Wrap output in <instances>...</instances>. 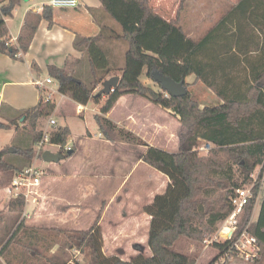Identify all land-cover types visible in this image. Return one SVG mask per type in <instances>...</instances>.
I'll list each match as a JSON object with an SVG mask.
<instances>
[{
	"label": "trees",
	"instance_id": "1",
	"mask_svg": "<svg viewBox=\"0 0 264 264\" xmlns=\"http://www.w3.org/2000/svg\"><path fill=\"white\" fill-rule=\"evenodd\" d=\"M101 10L115 22L119 29L102 27L95 37L76 36L74 49L81 53L80 61L86 59L91 76L89 82L77 77L79 73L54 66L47 68L50 79L57 84L60 95L74 103L85 106L98 103L102 96L95 90L111 76V58L104 47L117 42L126 45L123 55L124 67L117 86L108 96L100 114L93 116L102 139L110 143H126L143 146L146 151L139 160L168 179L162 194L156 195L144 207L150 217L147 246L150 256L137 255L129 261L102 252L99 227L102 208L91 226L86 230L63 231L70 249L86 253L85 264H196V258L174 250L180 239L201 242L205 235H212L216 225L225 220L232 211L231 198L235 192L252 184L253 172L261 167L253 187V199L244 206L237 229L228 241L214 242L219 256L232 247L239 234L247 228L258 245V256L252 264H264V200L261 202L257 220L251 221L257 197L261 190L264 171V0H237L217 23L201 38L188 37L176 17L166 20L157 14L150 0H98ZM21 0L0 1V54L23 61L36 31L42 21L53 26V8L43 5L40 11L27 10L15 42L9 37L6 18ZM110 53V52H109ZM36 70V65H31ZM154 81L157 75L189 84L185 79L194 76V83H201L220 100L214 106L200 107L187 90L183 97L172 98L157 93L143 85V70ZM145 98L153 105L168 110L178 118L185 136L177 152H167L149 146L134 133L118 127L104 117L123 96ZM55 110L52 101L41 97L36 106L19 111L8 122H0V130L20 126L31 134V145L26 149L12 148V153L33 159L32 146L39 143L44 134L40 121L46 120ZM49 143L61 146L58 151L67 159L70 155L63 146L70 138V131L57 128L50 134ZM199 142L212 146L207 156H199L192 150ZM9 150H0V173L9 174L14 167L5 161ZM15 167L13 175L26 168ZM237 169L238 176L236 177ZM26 202L18 195L10 199L7 210L21 214ZM21 235L16 240V235ZM29 230L22 222L8 235L0 249L3 254L12 244L21 246L44 258L23 238ZM228 264L235 256L231 253ZM47 264H68L58 258L46 259ZM70 264H81L73 261Z\"/></svg>",
	"mask_w": 264,
	"mask_h": 264
},
{
	"label": "crops",
	"instance_id": "2",
	"mask_svg": "<svg viewBox=\"0 0 264 264\" xmlns=\"http://www.w3.org/2000/svg\"><path fill=\"white\" fill-rule=\"evenodd\" d=\"M49 1L51 0H21L20 4L14 8L12 16L9 19H5L12 42L15 41L19 33L26 11L38 9ZM74 1L76 2V7L74 8H53L54 24L51 28L48 27L45 21L40 23L27 53L23 56V61H17L0 54V122H4L3 119L10 120L19 111L36 106L40 98L44 97L48 90H51L49 87L51 84L45 86L43 89H39L35 85L36 80L44 81L49 77L47 73L49 66L60 69L67 67L69 71L80 69L81 53L76 51L73 45L76 36L95 37L99 34L102 27L114 26L113 21L101 10L98 0ZM14 18H16L17 27L12 32L9 27V21L15 20ZM113 44H108L107 46L112 48L118 46L116 44L119 43L114 42ZM33 63L36 65V70L31 69ZM42 76L46 78L42 79ZM185 82L194 83V76L187 77ZM52 84L57 88L54 80H52ZM60 97V102L63 99H68L73 103L76 106V112L86 109L87 105L81 106L66 96L60 95ZM127 97L129 96L125 95L121 97L113 109L104 115V117L113 121L118 127L137 135L131 123L125 120L117 121L111 117L114 109L117 106L121 108V104ZM87 135L86 140L88 145L84 153L79 148L76 139L72 138L73 144L71 147L74 151L73 155L58 162L57 164L60 167L42 169L37 195L30 198L31 202L25 214L27 217L31 212L33 217L38 219V223L42 225L55 224L60 229V232L86 230L88 227L83 228L82 224L90 225L93 223L97 216V203L95 199L97 197L98 199L103 198L104 193L102 190L106 189L104 187L105 184L108 183L109 187L111 185V178L106 173L109 174L111 173L110 170L113 168L117 169V167L122 165V160L124 157H127L125 153L128 152L131 144L121 142L110 143L102 139V137L96 140L89 133ZM164 151L166 150L164 149ZM144 152H141L140 155ZM133 159L137 160L135 164L139 163L140 165L143 163L137 157ZM103 160H107V164H104ZM105 168H109L108 172ZM104 169L105 173H103ZM146 170L158 173L150 167ZM128 176L129 172L125 173V177L121 179L122 182L113 187L111 186L113 191L104 195L105 201L101 207L102 212L99 227L102 237V252L105 256L118 257L126 255L127 252L125 250L129 247L128 241L135 238L133 233L140 230L143 231L144 229L149 230L150 217L144 213L143 209L152 202L156 195L162 194L168 184V179L164 176L165 187L162 190L157 189V184L154 185V183L153 185H145L144 183L142 188L135 186L136 188L131 190V196L137 195L136 197L138 198V196L145 195L146 197L147 195L149 199L148 202L139 205L132 203L128 199L130 193L128 192L130 188V185H128L129 181H127ZM98 177L102 179L101 182L97 181ZM146 180L149 183V180ZM7 198L9 199L6 188H0V199L7 200ZM261 199L254 207L256 217L259 213L261 202L264 200V195ZM132 218L134 219L130 221ZM253 221L255 219L252 215ZM132 222L135 225H133V228H129L128 226ZM104 223L109 225L117 224V226L111 230H107L103 226ZM41 229L37 227L29 230L28 239H33L36 243L41 241L40 238L34 237L35 232ZM35 242H30V245H32L33 250L39 252V247H37ZM14 247L28 251L23 247L12 245L6 252ZM79 253L77 252V254ZM34 262L36 260L32 261V263ZM0 264H5L1 257Z\"/></svg>",
	"mask_w": 264,
	"mask_h": 264
},
{
	"label": "rangeland",
	"instance_id": "3",
	"mask_svg": "<svg viewBox=\"0 0 264 264\" xmlns=\"http://www.w3.org/2000/svg\"><path fill=\"white\" fill-rule=\"evenodd\" d=\"M236 1L237 0H150L149 2L154 11L166 20L174 19L176 17L178 9H180L179 22L184 33L192 39H199L208 30H210L222 16H224V14ZM14 19L15 20L9 21V27L12 32H14L13 30H15V28L17 27L16 18ZM113 23L114 26L119 29V26L115 22ZM116 45L118 46L112 48L108 46L107 48L104 47L105 52L111 58L109 67L112 72L110 77H120L124 67L122 54H124L125 52L126 45L124 43V46L119 44ZM79 65L80 69L78 70L79 73L77 74V77L82 79V81L86 80V82H89L90 80L88 79V76H91V73L87 66L88 64L86 59H82V62ZM45 78V76H42V79ZM140 81L143 85L151 88L157 93H163L161 87L157 83H155V81H152L146 76L145 69L142 71ZM188 84L189 87L187 88V90L197 101L201 108L204 106H214L215 104H218L220 102L217 96L203 84L193 82ZM101 85L95 90L94 93H97L102 88ZM49 87L52 91H54V93H51V101L55 105V110L46 120L40 121V128L42 129L43 134H50L57 128L68 127L71 134L70 138L67 141V145L71 146L73 144L72 138H75L77 144L79 145V148L84 153L86 150V146L88 145V142L86 140V136H88L87 133H89L96 140L101 137L99 135V131L93 116L96 114H100L101 108L103 107L104 101L106 99L105 96H102L101 100L98 103L90 101L84 111L76 112V106L68 99H63V101L60 102L61 97L59 93L55 91L56 87L54 86V84H51ZM111 117L117 121H128L136 130V136L138 138L143 140L149 146H153L161 150L165 149L167 152H177L179 150V144L185 136V133L181 125L179 124L178 118L173 115V113L153 105L145 98H135L134 96L130 98L127 97L121 104V108L117 106L114 109ZM51 120H54L56 124L50 125L49 122ZM3 121L7 123L8 119H3ZM17 123L20 126H13L9 131L0 130V150L7 149L8 151L12 148L26 149L29 147V145H31V134L29 133V131L22 127L20 121ZM199 146H201L200 143ZM32 149L33 159L29 164L26 158L21 157L15 153H9L4 158L7 163L14 167L9 174L0 173V188H6V193L8 194L9 199L15 197L16 194L15 191L9 189L10 182L13 178L12 172L14 171L15 167L23 166L22 168H26L28 166H33L35 169L40 171H42V169H46L47 167H60L57 163H45L41 159L43 152L48 151L51 153H58L57 149H54L48 144H45L43 150L39 152L35 149V145L32 146ZM144 151L146 150L143 146L130 145L128 152L125 153L127 157H124L122 160V165L117 167V169L113 168L112 170H110L111 173H106V175L111 178V185L109 187L108 183L105 184L104 187L106 189L104 190L106 191L102 190L104 193H102V197L104 199H98V197L95 199V202L97 203L96 214L103 206V202L105 201L104 195L112 192L113 189L111 188L122 182L121 179L125 177V173L129 172L127 181H129L128 185H130V188L128 192L130 193L128 199H130L132 203H137L140 205L141 203L148 202L149 199L147 195L146 197L145 195L141 197L138 196V198L136 197L137 195L134 197L131 196V190L136 187L142 188L144 186V183L145 185H153L154 183V185L157 184V189H164L165 180L162 174H160L159 172L158 174L154 171L146 170L149 167L144 163H141L140 165L139 163L135 164L137 160H134L133 158L137 157V159H139L140 153ZM208 154L209 152H200L199 156H207ZM102 162L104 164H107L108 161L103 160ZM105 169L106 171L109 170V168ZM105 169L103 173L106 172ZM259 170V167L255 169V171L253 172L254 177L258 175ZM234 171L236 172L235 175L237 177V169L234 168ZM146 179L149 180V183H147ZM97 181L101 182L102 179L98 177ZM261 183L262 190H260L255 206L260 200H262L261 198L264 195V178ZM9 199H0V247L5 243V241H7L8 235L16 229L17 223L22 222L24 224V227H27L28 230L37 227L40 229L42 228L41 230L36 231V234H34V237H37L38 239L40 238L41 241H38V243H36L33 239H28L27 235H25V237L23 238V242L25 244L35 242L37 247H39V253L44 258L41 259L38 255L34 254V252L32 253L14 247L12 249H9L7 252L5 251L6 253L4 252V255H0L5 264H8L9 262L10 264H47L46 259L51 258H58L60 260L68 262V264L73 261H77L81 264H85L87 262L86 253L77 254L78 251L69 248L66 237L62 232H60L58 226H56L55 224L42 225L38 223V219H35L31 212L28 217L25 215L28 211V205L31 202L30 199L27 200L24 211L21 214H11L8 212L7 206L10 201ZM252 215L254 219L257 220L256 210L255 212L253 211ZM133 219L134 218H132L130 221H132ZM220 223L216 225V231L214 232V234L218 231ZM91 224H82V227L89 228ZM133 225L135 224L132 222L128 227L133 228ZM103 226L107 230H111L113 227H116L117 224L109 225L107 223H104ZM45 228L46 230H44ZM133 234L135 238L134 240L130 239L128 241L129 247L127 248V250H125L127 254L118 256L119 259L129 261L139 254L145 257L150 256V251L147 246L148 230H140ZM214 234L205 235L201 242L180 239L174 246V250L194 256L196 258V264H214L219 255L218 251L213 247V243H210ZM21 235L22 234L16 235V240H19ZM234 256L235 257L228 264H252L251 259L247 260L241 258L237 254H235ZM33 260H36V262L32 263Z\"/></svg>",
	"mask_w": 264,
	"mask_h": 264
},
{
	"label": "built area",
	"instance_id": "4",
	"mask_svg": "<svg viewBox=\"0 0 264 264\" xmlns=\"http://www.w3.org/2000/svg\"><path fill=\"white\" fill-rule=\"evenodd\" d=\"M51 8H61V9H67V8H74L76 7V2L74 0H51L47 4ZM43 5L40 6L36 11H40L42 9ZM15 42V41H13ZM52 84V80L48 77L44 81L36 80L35 85L39 89H43L45 86ZM57 93V88L55 90ZM113 90H111L112 92ZM51 93H54L52 90H48L47 93L44 95L45 101H51ZM50 125H55V121L51 120ZM197 146H194L192 148L193 151L196 153H208L212 146L209 144H206L204 142H199ZM45 144L50 145L54 149H57L58 151L61 149V146L50 144L49 143V136L48 133H44V136L42 140L35 145V149L39 152L43 150V147ZM72 147L69 145L63 146V151L65 153L71 152ZM261 168V167H259ZM42 175V171L35 169L33 166H30L29 168L16 173L13 175V178L10 182L9 189L15 191V197L18 195H21L24 197L25 202L32 198L33 196L37 195V188L40 185V177ZM258 176V175H257ZM257 176H252V185L245 186L235 192L234 197L231 198V206L232 211L230 215L223 220L220 225L218 231L214 234L212 237V240L210 243L214 242H223L230 240L238 225V218L244 208V206L248 205L251 199H253V187L257 180ZM258 245L257 241L253 236H250L247 233V228L242 231L238 238L232 243V247L229 251L224 253L223 255L219 256L218 259L214 262V264H222L225 260L229 259L231 253H235L239 255V257L247 259V260H254L258 256Z\"/></svg>",
	"mask_w": 264,
	"mask_h": 264
},
{
	"label": "water",
	"instance_id": "5",
	"mask_svg": "<svg viewBox=\"0 0 264 264\" xmlns=\"http://www.w3.org/2000/svg\"><path fill=\"white\" fill-rule=\"evenodd\" d=\"M25 1V0H24ZM155 83H157L161 90L169 97L178 98L186 95L187 90L182 83H176L168 77L157 75L154 77ZM119 82L118 76L110 77L102 82L101 89L96 96H108ZM9 153H12V149H9ZM71 153L68 152V155ZM41 159L45 163H58L63 160V156L60 153H51L45 151L42 153Z\"/></svg>",
	"mask_w": 264,
	"mask_h": 264
}]
</instances>
